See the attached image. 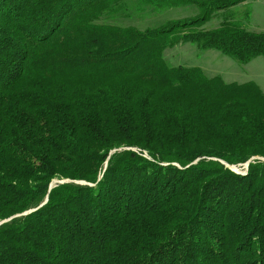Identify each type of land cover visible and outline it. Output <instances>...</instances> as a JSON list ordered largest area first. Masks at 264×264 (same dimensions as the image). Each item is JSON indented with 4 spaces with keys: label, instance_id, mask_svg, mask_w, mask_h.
<instances>
[{
    "label": "trees",
    "instance_id": "1",
    "mask_svg": "<svg viewBox=\"0 0 264 264\" xmlns=\"http://www.w3.org/2000/svg\"><path fill=\"white\" fill-rule=\"evenodd\" d=\"M140 1L200 13L139 31L101 23L127 0H0V264H264V94L163 58L264 59L249 0Z\"/></svg>",
    "mask_w": 264,
    "mask_h": 264
},
{
    "label": "rangeland",
    "instance_id": "2",
    "mask_svg": "<svg viewBox=\"0 0 264 264\" xmlns=\"http://www.w3.org/2000/svg\"><path fill=\"white\" fill-rule=\"evenodd\" d=\"M126 3V9L117 15L102 18L101 23L120 27H132L139 31H145L160 27L168 21L193 19L200 13L195 6L160 9L150 4L151 2H141L140 0H127ZM245 11V9L237 8L232 10L236 15L240 14L242 18L246 14ZM221 16L216 15L204 27L208 29L216 28L223 21ZM257 21H260L264 25V15L258 14ZM245 25L247 29H250L249 22H246ZM163 58L168 67L199 68L206 77H220L227 84H243L246 77L250 75V73H244L243 76L238 77L237 72L244 69L245 65L238 64L216 51H198L190 43L178 44L173 48L165 50ZM255 61L261 62L263 64L261 66H264V59L256 58ZM256 81L259 85H262L261 81H264V77ZM245 170L246 168L241 166L233 168L232 171L243 174ZM67 182L54 180L52 186Z\"/></svg>",
    "mask_w": 264,
    "mask_h": 264
},
{
    "label": "crops",
    "instance_id": "3",
    "mask_svg": "<svg viewBox=\"0 0 264 264\" xmlns=\"http://www.w3.org/2000/svg\"><path fill=\"white\" fill-rule=\"evenodd\" d=\"M237 9H249L250 16H249V24L250 29H248L251 32L255 33H262L264 32V25L261 24V22L257 21L258 14L264 15V0H249L238 7ZM261 62L252 60L248 64H246L244 69L238 71V77H241L244 75V73H250L249 76L246 77L244 83L252 82L255 85L258 86V88L261 90V92L264 94V81L262 82V85H259L256 80H260V78L264 77V66H261ZM243 83V84H244Z\"/></svg>",
    "mask_w": 264,
    "mask_h": 264
},
{
    "label": "water",
    "instance_id": "4",
    "mask_svg": "<svg viewBox=\"0 0 264 264\" xmlns=\"http://www.w3.org/2000/svg\"><path fill=\"white\" fill-rule=\"evenodd\" d=\"M261 160V159H260ZM262 161H264V160H262ZM247 166H248V163L247 164H245L244 165V167L247 169ZM233 168H235V167H229V169H231V170H233ZM9 221V220H8ZM7 221H4V222H2L1 224H3V223H6Z\"/></svg>",
    "mask_w": 264,
    "mask_h": 264
}]
</instances>
